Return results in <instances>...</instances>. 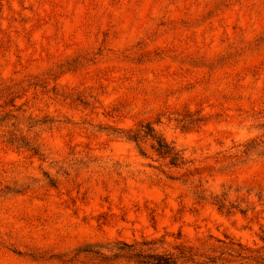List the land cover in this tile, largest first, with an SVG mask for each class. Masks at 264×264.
<instances>
[{
    "label": "rangeland",
    "instance_id": "obj_1",
    "mask_svg": "<svg viewBox=\"0 0 264 264\" xmlns=\"http://www.w3.org/2000/svg\"><path fill=\"white\" fill-rule=\"evenodd\" d=\"M145 254L264 264V0H0V264Z\"/></svg>",
    "mask_w": 264,
    "mask_h": 264
},
{
    "label": "trees",
    "instance_id": "obj_2",
    "mask_svg": "<svg viewBox=\"0 0 264 264\" xmlns=\"http://www.w3.org/2000/svg\"><path fill=\"white\" fill-rule=\"evenodd\" d=\"M150 131V130H149ZM150 133H146L145 136L142 134V132H138L135 134L132 138L134 141H139L141 138L151 136L153 139L157 140V148L156 152L161 156L162 158H171L172 165H177L180 161L179 154H177L170 145H168L165 140L158 138ZM142 258L141 263L143 264H176L173 256H161V255H153V254H145L140 256Z\"/></svg>",
    "mask_w": 264,
    "mask_h": 264
}]
</instances>
